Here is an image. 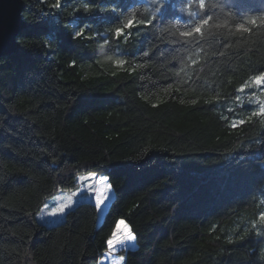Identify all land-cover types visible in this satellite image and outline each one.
<instances>
[{
  "label": "trees",
  "instance_id": "1",
  "mask_svg": "<svg viewBox=\"0 0 264 264\" xmlns=\"http://www.w3.org/2000/svg\"><path fill=\"white\" fill-rule=\"evenodd\" d=\"M84 2L24 0L0 58V264L98 263L121 219L126 264H264V0ZM85 173L112 185L103 217L90 194L40 222Z\"/></svg>",
  "mask_w": 264,
  "mask_h": 264
},
{
  "label": "snow or ice",
  "instance_id": "2",
  "mask_svg": "<svg viewBox=\"0 0 264 264\" xmlns=\"http://www.w3.org/2000/svg\"><path fill=\"white\" fill-rule=\"evenodd\" d=\"M95 0H87V2L83 3V8L82 9H74V11L79 12V11H83L85 13H90L94 10H100L103 11L102 8H94L91 5H94ZM163 4V0H161V5ZM60 0H56L55 4H52L51 7H60ZM191 6V5H189ZM199 7L201 9H204L205 7V0H199ZM157 12H163L164 8L163 6H158L157 7ZM112 11H115V9H112ZM122 15V13H121ZM156 17L154 16L152 20H141L139 23L140 24H145V25H150L153 23V20ZM211 17H208L207 19L201 17L200 19V23L196 26H194L191 31H186V32H182L181 35L185 36V37H193L196 34H202V26L206 25L209 23ZM250 23L252 24H256L257 21L256 20H252L250 21ZM261 23L264 24V18L261 19ZM134 27V18H129L126 20V23L123 25V27H116L115 31H114V38L116 40H119L121 36H124L125 39H127V35H130V33L125 34V29H131ZM240 30L243 31H250V29L245 28L244 25H239L238 26ZM85 35V30L83 28L77 30L74 32L73 34V38H79ZM107 39H105V43H107ZM118 64H122L124 63V61H117ZM252 83L257 85V86H261L264 85V71H261L258 75H255L252 77ZM240 91H243V87L240 89ZM260 115H264V104H261L259 107L258 111H253L251 113V116L249 117V119H251V117H255V116H260ZM245 121L241 120L240 123L243 124ZM236 125L234 124L233 127H235ZM94 175V174H93ZM89 179V177H81V180H87ZM106 181H108V177L104 176L100 178V183H105ZM112 189V185L111 183H106V186L104 188L103 191H97L95 190V186L92 185L90 186L91 191H94L95 193V199H96V206L99 207L104 200H106L108 198V193L111 191ZM70 205L67 203H61L59 208H58V212L59 213H63L64 210L69 207ZM57 212L54 211L51 213V215H56ZM260 220L264 221V213L260 214L259 217ZM123 225V227H122ZM136 240V236L135 234L128 229L127 225L125 224V221L123 219L121 220H117L115 222V228L114 230L111 232L110 237L106 240V244L109 250L114 249L115 246H124L127 242H131ZM124 258L121 257V260H123Z\"/></svg>",
  "mask_w": 264,
  "mask_h": 264
},
{
  "label": "rangeland",
  "instance_id": "3",
  "mask_svg": "<svg viewBox=\"0 0 264 264\" xmlns=\"http://www.w3.org/2000/svg\"><path fill=\"white\" fill-rule=\"evenodd\" d=\"M257 100H263L261 104H264V95L258 96ZM260 104V105H261ZM81 177H89L87 180H81ZM102 176H96L93 175V173H85L79 176V182L80 186L79 189L76 190H59L54 196L49 198L44 206L41 208V210L37 213L36 217L40 222H43L48 225L57 224L64 220L65 212L71 208L77 201L86 198L88 195L93 194L94 201L96 203L95 199V193L94 191L89 190L90 186L94 185L95 190L97 191H103L106 183H100V178ZM114 192L111 189V191L108 193V198L104 200V202L98 207V213L99 217H103V211L105 212L107 206L109 205L111 199L113 198ZM67 203L70 206L67 207L63 213H59L57 210L61 203ZM56 211V215H51L52 212ZM128 229L131 230L129 225L125 222ZM123 227V225H122ZM136 247V241L127 242L124 246H115L112 250H107L102 258H100L98 263L94 264H126L125 263V256L122 254L123 250L132 249ZM121 257L124 259L121 260Z\"/></svg>",
  "mask_w": 264,
  "mask_h": 264
},
{
  "label": "water",
  "instance_id": "4",
  "mask_svg": "<svg viewBox=\"0 0 264 264\" xmlns=\"http://www.w3.org/2000/svg\"><path fill=\"white\" fill-rule=\"evenodd\" d=\"M23 11L24 0H0V58L20 48L18 37L27 26Z\"/></svg>",
  "mask_w": 264,
  "mask_h": 264
},
{
  "label": "crops",
  "instance_id": "5",
  "mask_svg": "<svg viewBox=\"0 0 264 264\" xmlns=\"http://www.w3.org/2000/svg\"><path fill=\"white\" fill-rule=\"evenodd\" d=\"M103 213H104V211H103Z\"/></svg>",
  "mask_w": 264,
  "mask_h": 264
}]
</instances>
